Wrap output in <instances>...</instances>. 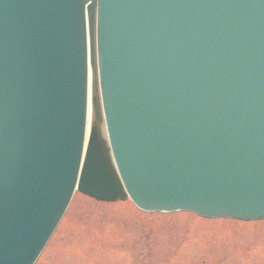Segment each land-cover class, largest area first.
<instances>
[{
	"label": "water",
	"instance_id": "95a60500",
	"mask_svg": "<svg viewBox=\"0 0 264 264\" xmlns=\"http://www.w3.org/2000/svg\"><path fill=\"white\" fill-rule=\"evenodd\" d=\"M85 7L109 147L94 97L83 156ZM75 188L264 218V0H0V264H33Z\"/></svg>",
	"mask_w": 264,
	"mask_h": 264
},
{
	"label": "rangeland",
	"instance_id": "374dc122",
	"mask_svg": "<svg viewBox=\"0 0 264 264\" xmlns=\"http://www.w3.org/2000/svg\"><path fill=\"white\" fill-rule=\"evenodd\" d=\"M35 264H264V220L144 214L75 193Z\"/></svg>",
	"mask_w": 264,
	"mask_h": 264
},
{
	"label": "bare ground",
	"instance_id": "6f19581e",
	"mask_svg": "<svg viewBox=\"0 0 264 264\" xmlns=\"http://www.w3.org/2000/svg\"><path fill=\"white\" fill-rule=\"evenodd\" d=\"M85 21L88 22L87 13L85 12ZM88 33V32H86ZM88 37V36H87ZM86 46H89L88 43H86ZM88 50V48H87ZM86 68H87V77H86V123H85V135H84V144H86V141L88 139V135L90 133L89 130V122H90V112H91V97H92V68H91V62L86 59ZM83 150L85 148L83 147Z\"/></svg>",
	"mask_w": 264,
	"mask_h": 264
}]
</instances>
